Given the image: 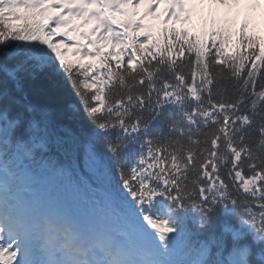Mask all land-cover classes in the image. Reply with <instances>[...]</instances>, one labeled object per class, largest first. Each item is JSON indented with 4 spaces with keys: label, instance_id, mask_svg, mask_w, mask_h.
<instances>
[{
    "label": "snow or ice",
    "instance_id": "1",
    "mask_svg": "<svg viewBox=\"0 0 264 264\" xmlns=\"http://www.w3.org/2000/svg\"><path fill=\"white\" fill-rule=\"evenodd\" d=\"M189 2L0 0V264H264V38L227 15L195 36L144 24L153 4L189 23ZM38 81L89 126L35 102ZM54 146L90 209L33 196Z\"/></svg>",
    "mask_w": 264,
    "mask_h": 264
},
{
    "label": "trees",
    "instance_id": "2",
    "mask_svg": "<svg viewBox=\"0 0 264 264\" xmlns=\"http://www.w3.org/2000/svg\"><path fill=\"white\" fill-rule=\"evenodd\" d=\"M144 13L145 11L141 9L139 16H143ZM146 17L144 18V22H146ZM245 20L249 22L248 34L261 37V32L258 29L257 25L248 18ZM165 28H168L169 30L175 28L177 31L185 30L189 33L190 36L198 35L194 33V31L190 28V26L187 23H181L178 26L177 23L172 22L169 24H165ZM153 34L154 36L158 35L159 31L153 30ZM105 51H107V49H105ZM86 63H88V61ZM30 96L35 102L46 105L51 109H53L57 114V120L61 124H64L65 126L73 129L74 131H79L82 127L89 126L87 124L86 119L84 118L82 111L78 115H76L73 114L67 108L68 104L70 103L78 104V101L66 84L63 83L53 84L51 82L38 81L33 86V89L30 91ZM49 155L54 167L49 169L39 170L37 175L33 177L30 182L34 183L37 181L38 182L45 181L51 177L53 171L57 172L56 169H58L61 165L67 164V157L64 155L63 151L58 147L54 146L50 151ZM79 175L88 179V177L84 176L83 173H80ZM97 183H99V181H97Z\"/></svg>",
    "mask_w": 264,
    "mask_h": 264
},
{
    "label": "rangeland",
    "instance_id": "3",
    "mask_svg": "<svg viewBox=\"0 0 264 264\" xmlns=\"http://www.w3.org/2000/svg\"><path fill=\"white\" fill-rule=\"evenodd\" d=\"M201 0H191L192 3L188 5L187 7L192 9V16L196 17L198 20L200 19L199 13H198V5ZM207 8H208V15L209 14H214L215 16H218L220 19L227 15L229 19H234L236 16L241 18L243 16H249L255 21H258L259 25L264 24V2L261 3V5L258 8H254L248 0H241L240 4H233V3H228L225 5H220V4H211L207 3ZM139 7V6H138ZM138 7L133 8L132 6L128 9H126L127 12L131 13L132 11L136 10ZM161 11H158L157 15L158 17H161ZM164 15V14H163ZM78 23V22H76ZM200 23V20H199ZM197 24V23H196ZM58 37V36H57ZM54 41L56 40V37L53 38ZM62 52L66 51L67 54L65 58L71 57V54L69 52V49H61ZM67 202H71V196L69 195V199H67ZM72 206H75L71 202ZM70 207V206H69Z\"/></svg>",
    "mask_w": 264,
    "mask_h": 264
}]
</instances>
